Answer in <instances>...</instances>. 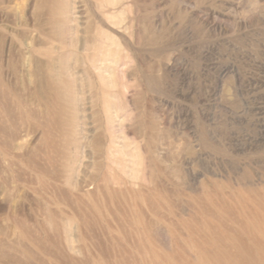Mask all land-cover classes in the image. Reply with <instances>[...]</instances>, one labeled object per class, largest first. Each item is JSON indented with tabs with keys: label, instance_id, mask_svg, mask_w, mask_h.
I'll return each mask as SVG.
<instances>
[{
	"label": "rangeland",
	"instance_id": "1",
	"mask_svg": "<svg viewBox=\"0 0 264 264\" xmlns=\"http://www.w3.org/2000/svg\"><path fill=\"white\" fill-rule=\"evenodd\" d=\"M33 1L0 0V264H136L143 225L174 258L149 264H193L200 201L264 187V0H65L22 62ZM46 50L71 132L34 96Z\"/></svg>",
	"mask_w": 264,
	"mask_h": 264
},
{
	"label": "bare ground",
	"instance_id": "2",
	"mask_svg": "<svg viewBox=\"0 0 264 264\" xmlns=\"http://www.w3.org/2000/svg\"><path fill=\"white\" fill-rule=\"evenodd\" d=\"M106 4L111 7L114 5V1L107 0ZM31 7L33 16L28 24L31 29H28V32L16 34L19 40L24 39V47H26L25 51L16 52L17 57L22 62H25L30 57L31 48H29L28 42L33 41L32 31H43L44 25H47L49 31L43 33L45 37L50 39L56 28H58V23L64 21L63 14L66 8L68 9V4L65 0H34ZM41 13L47 14L43 25L39 23ZM101 36V32L93 34L90 37L91 39H88V42L97 37L100 39ZM111 43H114V39H111ZM8 52L9 54L11 53L10 50ZM43 54L46 56L45 65L48 68V72L42 74L40 66L35 62L37 68L33 73V81H43L41 83L43 93H35L34 96L40 101L38 103L41 110H44L43 114H46L47 117L49 115V118L51 114L52 119L60 128L71 132L75 108L70 113L67 104L68 95L64 92V81L61 78H55L58 73L54 74L51 67V61L53 60L51 51L46 50ZM104 54L108 57V53ZM75 59L77 60V58ZM73 81L74 78L72 77ZM22 137L15 135L14 137L12 136V139L18 140ZM102 139V136L97 135L90 144L96 159L100 157V152L102 151ZM9 145L12 146L11 143ZM104 177L105 175L103 174ZM224 191L219 188L212 189L211 193L221 194L217 201L218 206L208 207V202H205V200L200 201V206L208 217L203 220L201 218L197 219L196 223L191 225L186 222L185 239L195 252L193 264H264V187L260 189H244L243 191L234 189L227 193ZM223 214L230 216L234 222L233 226L225 223ZM182 224H184V221H182ZM147 231V225H143L141 230L137 231L138 241L133 245L136 252L143 256V259L141 258L140 262L136 261V264H149L150 260L146 258L147 254L152 260L156 259L164 263L174 259L171 255L151 250V247L146 245L143 233L145 234ZM246 239L250 242H246ZM178 240L183 241L180 238ZM176 246L181 254L184 253V248L179 241Z\"/></svg>",
	"mask_w": 264,
	"mask_h": 264
}]
</instances>
